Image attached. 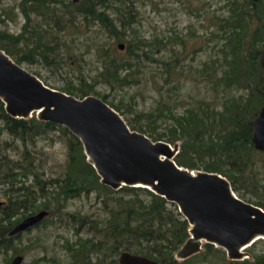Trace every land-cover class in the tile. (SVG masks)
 <instances>
[{
    "label": "trees",
    "instance_id": "1",
    "mask_svg": "<svg viewBox=\"0 0 264 264\" xmlns=\"http://www.w3.org/2000/svg\"><path fill=\"white\" fill-rule=\"evenodd\" d=\"M137 1L19 0L21 30L12 34L0 29V49L19 65L32 63L36 56L46 62L49 54L52 58L62 48L72 49L78 72L83 56L90 54L94 74L87 81L78 78V86L66 85L59 91L77 98H100L124 116L131 130L151 140L177 143L173 160L178 166L220 174L238 198L264 210V154L253 148L249 126L264 96V71L259 64L264 0H218L214 10L195 12L202 19L200 33L188 26L186 35L173 36L172 45H167L171 36L151 40L142 36L134 8ZM46 29L55 35L45 39ZM64 34L77 39L73 47L63 41ZM199 54L203 59L195 64ZM143 63L150 67L155 98L147 111H137L132 96L125 100V94L115 97V92L146 84ZM97 86L104 87L102 92ZM55 132L65 138L66 159L60 174L46 176V158H40L36 146ZM89 195L98 203V220L63 211L67 200ZM0 198V253L5 263L22 253L15 245L22 232L8 235L20 221L14 217L46 210L47 215L62 213L73 234L92 235L77 237L66 246L71 264H118L123 251L157 264H264V251L256 249L264 239L248 246V257L242 260L226 259L223 250L211 244H202L198 253L184 260L174 259L188 233L187 222L173 203L144 187L112 190L101 184L80 143L66 128L38 120L34 114L10 117L1 101ZM43 219L24 232L44 223Z\"/></svg>",
    "mask_w": 264,
    "mask_h": 264
},
{
    "label": "water",
    "instance_id": "2",
    "mask_svg": "<svg viewBox=\"0 0 264 264\" xmlns=\"http://www.w3.org/2000/svg\"><path fill=\"white\" fill-rule=\"evenodd\" d=\"M117 48L122 49V44ZM259 64L264 71V48ZM0 101L10 117L34 114L38 120L66 128L80 143L85 161L101 184L112 190L144 187L173 203L186 220L188 233L174 259L184 260L198 253L202 244H211L221 248L226 259L242 260L248 257V246L264 239V210L238 198L225 177L178 166L173 160L178 150L176 143L151 140L131 130L117 111L94 95L77 98L45 85L1 49ZM249 126L253 148L264 154V96ZM46 215V210H40L24 217L8 235L24 232ZM21 262L22 256L15 255L8 264ZM117 262L157 264L126 251L119 253Z\"/></svg>",
    "mask_w": 264,
    "mask_h": 264
},
{
    "label": "rangeland",
    "instance_id": "3",
    "mask_svg": "<svg viewBox=\"0 0 264 264\" xmlns=\"http://www.w3.org/2000/svg\"><path fill=\"white\" fill-rule=\"evenodd\" d=\"M62 1L64 3L71 2V0ZM18 2L19 0H0V29L8 33L17 34L23 24V17L19 12ZM218 4V0H138L134 3V8L137 10V18L139 19L137 24L144 38L151 40L152 38L159 39L171 36L167 45H172L175 43L172 41L173 36L186 35V30L189 27L200 33L202 30L200 27L202 19L197 18L195 12L200 9L205 11L214 10ZM34 22L38 23L37 19ZM43 28L46 27L44 26ZM53 32L52 29H46L44 38L49 39L55 35ZM61 38H64L63 41L67 42L66 45L69 48L74 46L73 41L77 42L74 36L69 37L64 34ZM169 53L168 51L166 55ZM71 54L72 49L65 52L64 48H62L58 53H54L52 58H50L51 55L49 54L46 62L36 56L37 58L32 59V63L24 61L20 65L31 73H37L47 85L54 89L58 90L66 85L78 86V78H85L87 81L94 74L91 70L95 67V62L90 54L83 56L84 62H81V69L78 72ZM202 59L203 57L200 54L197 55L195 64H198ZM143 65L142 71L146 72L145 85L124 87L115 92V97L125 94V100L129 95L132 96V105L137 111H147L153 105V99L155 98L151 74L148 71L150 67H146L145 63ZM103 88L102 86H97L96 90L101 91ZM125 116L130 117L131 115L126 113ZM65 142V138L57 132L49 134L46 140L38 142L36 150L40 154V158H46L43 163V170L46 176H55L63 171L66 159ZM246 197L247 195L244 196V198ZM0 200L2 201L1 198ZM97 208L98 203L94 199V195H89L87 198L80 197L67 200L63 211L79 212L82 215L87 214L92 219L98 220L101 215ZM14 218L23 219L19 215ZM43 218L44 223L42 222V224L30 231L22 232L20 239L15 241V245L22 251L20 254L22 256L21 264H71L68 259L66 246L75 242L77 237L88 238L92 235L84 231L79 234H73L74 231L71 225L68 224L69 220L62 213L59 216L48 214ZM256 249L264 251V242H258ZM4 260L3 254L0 253V264H7L8 260L6 263ZM76 264H80V261H77Z\"/></svg>",
    "mask_w": 264,
    "mask_h": 264
}]
</instances>
